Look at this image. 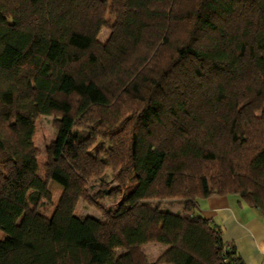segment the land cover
<instances>
[{
	"label": "trees",
	"instance_id": "trees-1",
	"mask_svg": "<svg viewBox=\"0 0 264 264\" xmlns=\"http://www.w3.org/2000/svg\"><path fill=\"white\" fill-rule=\"evenodd\" d=\"M212 195L264 216V0H0V264H244Z\"/></svg>",
	"mask_w": 264,
	"mask_h": 264
},
{
	"label": "crops",
	"instance_id": "crops-1",
	"mask_svg": "<svg viewBox=\"0 0 264 264\" xmlns=\"http://www.w3.org/2000/svg\"><path fill=\"white\" fill-rule=\"evenodd\" d=\"M198 206L197 213L221 229L223 241L236 247L244 264H264V216L260 212L237 195H212Z\"/></svg>",
	"mask_w": 264,
	"mask_h": 264
},
{
	"label": "rangeland",
	"instance_id": "rangeland-1",
	"mask_svg": "<svg viewBox=\"0 0 264 264\" xmlns=\"http://www.w3.org/2000/svg\"><path fill=\"white\" fill-rule=\"evenodd\" d=\"M108 22L110 24H113L115 22V17L111 14L107 18ZM110 37V32L108 30H105L101 37V42H106ZM56 139V129H55V121L52 117H42L39 118L36 123V132L34 136V144L38 150V163H39V176L42 179L46 178V164L48 160V154L47 150L50 147L51 143L54 142ZM137 186L136 178L134 177L132 179L131 185L128 189V193L132 192L135 187ZM50 191L53 195V201L52 203H46L41 209V214L51 217L54 213L55 207L59 202V199L63 193V186L60 185V183L56 181H50L49 184ZM156 203V202H155ZM154 203V204H155ZM117 203H113L110 201H105L103 205L107 207H113ZM161 205L165 209H169L172 212H179L181 207V201H174V200H161ZM76 215L79 217H97L101 219V214L91 206H88L85 202L80 201L78 204ZM3 239V233L0 231V241ZM165 247L163 245H148L145 248H143V252L147 258V261L152 264L155 263L159 257L164 253Z\"/></svg>",
	"mask_w": 264,
	"mask_h": 264
}]
</instances>
